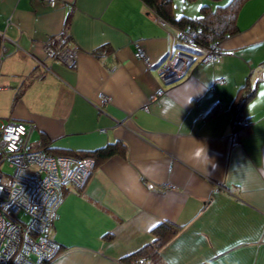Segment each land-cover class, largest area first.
Returning <instances> with one entry per match:
<instances>
[{
    "label": "crops",
    "instance_id": "crops-1",
    "mask_svg": "<svg viewBox=\"0 0 264 264\" xmlns=\"http://www.w3.org/2000/svg\"><path fill=\"white\" fill-rule=\"evenodd\" d=\"M235 22L218 60L192 53L165 81L155 67L183 41L141 0H0V126L27 123L29 146L54 155L124 145L80 188L62 186L49 264H264V0H245ZM246 82L233 138L229 105ZM162 221L178 228L157 256L129 257Z\"/></svg>",
    "mask_w": 264,
    "mask_h": 264
},
{
    "label": "built area",
    "instance_id": "built-area-1",
    "mask_svg": "<svg viewBox=\"0 0 264 264\" xmlns=\"http://www.w3.org/2000/svg\"><path fill=\"white\" fill-rule=\"evenodd\" d=\"M44 1L52 6L56 0ZM182 35L190 41L194 32L187 29ZM43 51L73 63V51L67 48L52 49L45 41ZM134 54L147 63L141 49L137 48ZM221 54L212 43L199 61L214 62ZM193 61L191 53L173 49L155 70L164 79H178ZM29 129L27 123L19 120H8L0 126V264L50 263L58 251L52 223L62 186L69 183L80 188L92 167L93 161L88 156L54 155L42 147L29 146ZM4 164L11 167V172L4 171ZM20 213L27 218L20 217Z\"/></svg>",
    "mask_w": 264,
    "mask_h": 264
},
{
    "label": "trees",
    "instance_id": "trees-1",
    "mask_svg": "<svg viewBox=\"0 0 264 264\" xmlns=\"http://www.w3.org/2000/svg\"><path fill=\"white\" fill-rule=\"evenodd\" d=\"M141 1L149 10L160 16L165 25H171L178 29L177 37L183 41L178 46L180 49L190 53H201L202 51H207L212 43L216 44L221 38L237 31L236 14L245 0H227L222 4L217 3L216 1L218 0L201 3L198 6L197 13L193 16L186 14L174 15L172 12V0ZM187 29L194 32L190 41L182 35V32ZM64 41L65 38L63 39ZM187 42H190L191 45H187ZM251 89L247 82L240 85L230 102L229 107L232 110L231 134L233 138H237L245 129V125H247L245 118L243 119L241 115V109L243 103L252 95L253 90ZM123 147L122 143L113 141L103 147L82 153H73V155L76 157L88 156L92 159V165H94L99 159H103L114 152L122 153ZM42 148L45 152H48L47 147L42 146ZM177 228L178 225L171 222L162 221L157 223L151 228L154 233L153 239L139 247L129 257L137 256L142 259L152 260L157 256L161 245L175 233ZM129 257L127 256V259Z\"/></svg>",
    "mask_w": 264,
    "mask_h": 264
},
{
    "label": "rangeland",
    "instance_id": "rangeland-1",
    "mask_svg": "<svg viewBox=\"0 0 264 264\" xmlns=\"http://www.w3.org/2000/svg\"><path fill=\"white\" fill-rule=\"evenodd\" d=\"M201 0H172V10L175 14L179 15L181 13H184L183 11H189L191 9V7L194 9V11H196L197 9V4L200 5L201 3H204V2H201L199 3ZM204 1H207V2H212L211 0H204ZM196 12H193L191 15H194ZM189 15V14H188ZM187 45H191L190 42H187ZM203 55V51L201 53L198 54V57L197 59L200 60L201 57ZM167 57V56H166ZM165 57V58H166ZM164 58V59H165ZM163 62V61H162ZM161 62V63H162ZM160 63V64H161ZM159 65V64H158ZM157 65V66H158ZM159 76V75H158ZM31 145V144H30ZM2 168L4 169V171H7L8 173L11 172V167L7 166V165H2ZM20 217H22L23 219H26L27 217L20 213L19 214Z\"/></svg>",
    "mask_w": 264,
    "mask_h": 264
},
{
    "label": "clouds",
    "instance_id": "clouds-1",
    "mask_svg": "<svg viewBox=\"0 0 264 264\" xmlns=\"http://www.w3.org/2000/svg\"><path fill=\"white\" fill-rule=\"evenodd\" d=\"M154 13V12H153ZM155 14V13H154ZM182 51H184V50H182ZM187 52V51H186ZM188 53H190V52H188ZM192 54V53H191ZM173 264H178V259L177 258H173Z\"/></svg>",
    "mask_w": 264,
    "mask_h": 264
},
{
    "label": "water",
    "instance_id": "water-1",
    "mask_svg": "<svg viewBox=\"0 0 264 264\" xmlns=\"http://www.w3.org/2000/svg\"><path fill=\"white\" fill-rule=\"evenodd\" d=\"M162 78H163V77H162ZM163 79H164V78H163ZM176 79H177V78H176ZM176 79H171V81H172V80H176ZM164 80L166 81L167 79H164ZM168 81H170V80H168Z\"/></svg>",
    "mask_w": 264,
    "mask_h": 264
}]
</instances>
